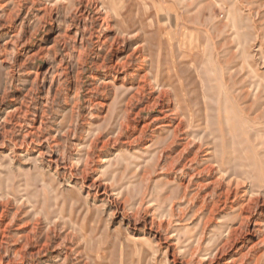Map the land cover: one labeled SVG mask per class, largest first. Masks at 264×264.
Instances as JSON below:
<instances>
[{
    "label": "rangeland",
    "instance_id": "obj_1",
    "mask_svg": "<svg viewBox=\"0 0 264 264\" xmlns=\"http://www.w3.org/2000/svg\"><path fill=\"white\" fill-rule=\"evenodd\" d=\"M0 264H264V0H0Z\"/></svg>",
    "mask_w": 264,
    "mask_h": 264
},
{
    "label": "bare ground",
    "instance_id": "obj_2",
    "mask_svg": "<svg viewBox=\"0 0 264 264\" xmlns=\"http://www.w3.org/2000/svg\"><path fill=\"white\" fill-rule=\"evenodd\" d=\"M137 48H134V50H136Z\"/></svg>",
    "mask_w": 264,
    "mask_h": 264
}]
</instances>
